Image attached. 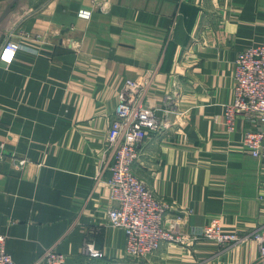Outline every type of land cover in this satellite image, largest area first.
I'll return each mask as SVG.
<instances>
[{
  "label": "crops",
  "instance_id": "obj_1",
  "mask_svg": "<svg viewBox=\"0 0 264 264\" xmlns=\"http://www.w3.org/2000/svg\"><path fill=\"white\" fill-rule=\"evenodd\" d=\"M13 1L0 0V17ZM9 38L21 49L0 61V230L14 264H45L50 247L66 264L257 263L254 239L127 256L124 231L106 224L117 204L107 135L126 80H148L167 127L142 143L137 174L171 216L192 210L187 235L213 218L240 235L263 225L262 162L244 146L245 116L230 130L225 108L237 55L264 42V0H18L0 51ZM89 239L102 258L82 253Z\"/></svg>",
  "mask_w": 264,
  "mask_h": 264
},
{
  "label": "built area",
  "instance_id": "obj_2",
  "mask_svg": "<svg viewBox=\"0 0 264 264\" xmlns=\"http://www.w3.org/2000/svg\"><path fill=\"white\" fill-rule=\"evenodd\" d=\"M20 49V42L9 38L1 48L0 61L9 64ZM234 77L233 100L226 105L225 119L233 130L237 115L245 116L249 126L244 146L261 160L264 171V42L239 52ZM147 89L148 80H126L107 135L114 156L107 183L111 200L117 204L109 207L106 224L124 231L126 255L136 261L147 260L165 243L182 244L187 239L207 238L226 246L254 239L259 249L256 264H264V223L251 235H240L224 231L221 221L213 218L200 232L187 235L182 231L192 210H180L171 216L173 206L157 196L149 182L137 174L136 165L143 155L142 143L152 133L162 134L167 127L156 109L146 102ZM3 159L0 152V161ZM24 162L25 159L20 160L19 165ZM6 245L7 236L0 230V264H14ZM82 253L92 259L104 255L91 239L84 241ZM44 259L45 264H66L67 261L65 254L54 247L45 251Z\"/></svg>",
  "mask_w": 264,
  "mask_h": 264
},
{
  "label": "water",
  "instance_id": "obj_3",
  "mask_svg": "<svg viewBox=\"0 0 264 264\" xmlns=\"http://www.w3.org/2000/svg\"><path fill=\"white\" fill-rule=\"evenodd\" d=\"M18 0H14L13 3L6 9L4 14L0 17V21L12 10L13 5L17 2Z\"/></svg>",
  "mask_w": 264,
  "mask_h": 264
},
{
  "label": "rangeland",
  "instance_id": "obj_4",
  "mask_svg": "<svg viewBox=\"0 0 264 264\" xmlns=\"http://www.w3.org/2000/svg\"><path fill=\"white\" fill-rule=\"evenodd\" d=\"M11 37H12V35H10ZM15 38V37H14ZM14 40V39H13ZM16 40V39H15ZM16 41H19V40H16ZM183 233H186V230L184 229L183 231H182ZM202 239H207V238H202ZM223 246H226V245H223Z\"/></svg>",
  "mask_w": 264,
  "mask_h": 264
}]
</instances>
